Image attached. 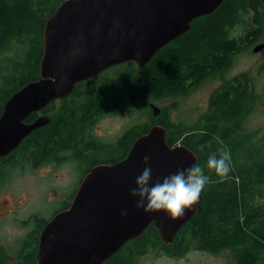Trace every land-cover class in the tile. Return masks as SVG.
Wrapping results in <instances>:
<instances>
[{
	"label": "trees",
	"instance_id": "obj_1",
	"mask_svg": "<svg viewBox=\"0 0 264 264\" xmlns=\"http://www.w3.org/2000/svg\"><path fill=\"white\" fill-rule=\"evenodd\" d=\"M62 1L0 0V115L11 94L39 78L44 23ZM246 14L250 15L243 19V31L231 36L232 28L242 22L239 16ZM263 19L264 0H223L211 14L194 19L186 33L159 49L143 67L138 66L135 75L112 76L113 88L106 92L112 93L113 98L107 100L104 96V107L111 110L125 97L133 102L186 95L203 79L226 71L237 53L250 48L263 32ZM132 63L137 64L126 62L123 68L132 69ZM260 68L264 69V62ZM106 79L109 78L102 77L101 82L106 84ZM92 82L83 89L75 85L73 90L74 96L84 93L87 108L97 103V99L88 97L94 92ZM258 96L253 75L244 71L223 79L210 94L205 116L192 126L172 122L168 109L156 119L150 117L151 124L165 128L169 145L180 143L196 154V164L205 166L208 155L218 148L226 146L230 151L232 171L221 180L205 167L210 182L201 193L202 201L175 236L190 240L179 244L182 248L191 244L212 254L226 250L231 264H264V130L246 131L243 125ZM83 105L56 107L50 102L46 106L53 111L50 121L23 139L24 152L32 159L44 160L56 147L65 126L75 125V116L81 115V123H88L92 113ZM149 127V123L143 130L131 126L129 133L141 135ZM128 262L136 264V259L122 255L111 264ZM0 264H8L3 247Z\"/></svg>",
	"mask_w": 264,
	"mask_h": 264
},
{
	"label": "water",
	"instance_id": "obj_2",
	"mask_svg": "<svg viewBox=\"0 0 264 264\" xmlns=\"http://www.w3.org/2000/svg\"><path fill=\"white\" fill-rule=\"evenodd\" d=\"M223 0H63L43 27L39 78L11 94L0 115V157L16 149L25 137L48 123L47 116L27 122L34 112L70 94L77 82L126 62L139 67L186 33L191 22L211 14ZM263 43L252 52H259ZM153 116L160 109L150 104ZM148 156L152 181L190 167L196 154L187 146L166 142V130L154 124L113 164L93 167L81 181L69 207L42 228L37 264H103L127 240L151 223L170 243L197 210L199 200L179 218L165 211L137 209L130 195ZM127 215L122 216L121 212Z\"/></svg>",
	"mask_w": 264,
	"mask_h": 264
},
{
	"label": "flooded vegetation",
	"instance_id": "obj_3",
	"mask_svg": "<svg viewBox=\"0 0 264 264\" xmlns=\"http://www.w3.org/2000/svg\"><path fill=\"white\" fill-rule=\"evenodd\" d=\"M123 64L124 63L119 65ZM119 65L109 67L87 80L74 84L73 90L75 85L83 89L86 83L93 81L91 85L93 86L92 89L94 92L89 94L88 97L89 100L91 98L97 99V103L94 107H89L90 109L87 108L88 100L86 101L84 93H82L81 96H74L73 90L70 94L51 101L54 103V106L57 107V100L61 99V101H64L65 98H69L70 101H73L74 98H77L76 102H71V104L69 102H63L58 105V107L66 105L72 108L84 104L86 105L85 108H87V111L91 112L92 115L87 119V124L86 122L81 123V115L78 114L75 116V125L65 126L61 131L59 140L55 142V144H57L56 147L49 151V155L44 160L38 161L36 158L32 159L27 152H24V147H21L22 142L8 155L0 157V183H4L6 180L10 181L9 178L12 175L14 176V174H16L17 176L21 171L23 172L26 169L33 174L38 173L41 175L43 182L39 189L36 188L33 191L38 194L41 203L36 205L34 203L36 199H32V194L29 195V204L24 200L10 207V211H2L0 214V217L7 216V218L21 230L14 247L7 250L6 242L4 246L0 245V247H3L6 251L8 263H10L11 260L13 261L12 264H18L19 262L20 264H25V262H29L28 260H30L32 264H37L36 250L40 232L44 225L54 215L69 207L78 191L81 181L93 167L100 164H113L126 156L131 143L140 135L135 136L136 132H131L130 134L129 130L131 126H138V130L146 128L147 123L145 120L138 123L136 122V124L130 126L127 117L126 126L122 127L114 134L107 136L104 135L96 125L99 120L125 107L126 104V108L130 110L129 104L131 105L132 101H130L128 97L122 99L121 102L111 110H107L102 103L104 96L107 97V100L113 98L112 93L106 92L108 89L113 88L114 80L112 76L107 74V71ZM103 75L109 78L106 79V84L101 82L102 77H104ZM140 101L141 99L133 101V106L140 103ZM48 104L50 105V102ZM52 114L53 111L45 107L42 110L34 112L29 118L33 117V120L39 116H47L49 122ZM148 123L150 127L154 125L151 124V121ZM70 128L72 131H70ZM96 129H98L99 133ZM31 143L33 145V142ZM52 146H54V144H52ZM55 174H58V176ZM59 177L61 178L60 181ZM66 187H68V191H65ZM58 188L62 190L63 196L61 198H58ZM50 200H56V203L54 205L52 204L50 208V214H41L42 212L40 209H44V206L51 202ZM28 207L34 210L29 213L28 216L27 213L21 214V212L25 211ZM38 210L40 213H38ZM189 241V239H179V237L176 238V236H174L170 243H166L161 238L157 228L151 223L141 235L127 240L110 258L104 261L103 264H111V262L122 255L129 256V258L134 257L136 259V264H141L142 258L149 252H153L151 257L154 256L156 260L165 256L176 262L187 259L188 255L193 252L205 254V250L194 248L191 244L185 248L179 246V244L189 243ZM217 255L218 254L214 256ZM128 263L132 264V262Z\"/></svg>",
	"mask_w": 264,
	"mask_h": 264
},
{
	"label": "rangeland",
	"instance_id": "obj_4",
	"mask_svg": "<svg viewBox=\"0 0 264 264\" xmlns=\"http://www.w3.org/2000/svg\"><path fill=\"white\" fill-rule=\"evenodd\" d=\"M250 14L239 16V20L236 26L232 28L230 32L231 36H237L243 31L242 26L243 19H249ZM262 34L253 44H251L246 49L245 52L237 53L233 59L231 66L222 72L215 73L204 79L198 86L191 89L186 95L178 94L169 96L166 95L162 98H147L141 100L140 103H137L133 106L129 104L127 109V104L125 107L120 108L118 111H115L113 114L106 116L105 118L97 122V127L104 133V135L110 136L116 131L120 130L122 127L127 124V117L129 120L130 126L145 120L146 123L150 122L151 118L156 119L157 116H153L151 113L150 104L157 106L161 111L168 109L170 120L173 122H183L188 126H192L194 123L199 121L202 117L205 116L207 112L208 100L212 91L217 88L222 82L223 79L231 78L232 76L240 72H250L253 75V80L255 81L256 89L259 91L260 98H257L254 109H252L245 117L243 125L248 129L246 131H253L257 129L264 130V69H261V65L264 62V19L262 22ZM263 43V47L259 52H252V47L256 44ZM124 65H119L111 68L107 71V74L110 76H128V74L135 75L139 68L137 64H131L132 69L126 70L123 68ZM58 99V98H57ZM77 98H74L73 101H70L69 98H65L64 101L57 100V106L63 102H76ZM72 100V98H71ZM175 105V106H174ZM182 129V128H181ZM99 133L98 129H96ZM41 172V171H40ZM63 173V171L61 170ZM58 176V174H55ZM5 178V177H4ZM9 178V177H8ZM7 178V179H8ZM10 181L6 180L4 183H0V214L5 211H10V207L21 203L26 200H30L29 195H32V199H36L34 202L36 205L41 203L39 201V196L36 192H33L36 188L39 189L43 184L41 175L38 173L33 174L29 170L21 171L17 176L14 174L9 178ZM61 178L59 177V181ZM68 191V187L66 190ZM58 198L63 196L62 190L58 188L57 190ZM31 199V200H32ZM48 204L44 206V209L41 210V214H50V208L52 204L56 203V200H50ZM29 204V202H28ZM25 210V209H24ZM34 209L28 207L21 214L31 213ZM38 213L39 210H38ZM7 215V214H6ZM21 230L18 226L13 224L7 216L0 217V245L4 246L6 242V249L9 250L15 246L16 240L20 235ZM153 253V252H152ZM152 253H148L141 260V264H231V257L229 256L228 251L224 250L216 254L209 253L205 251V254L193 252L188 255L187 259L176 262L172 261L169 258L163 256L159 260L154 259V256L151 257ZM13 261L10 260L12 264Z\"/></svg>",
	"mask_w": 264,
	"mask_h": 264
},
{
	"label": "clouds",
	"instance_id": "obj_5",
	"mask_svg": "<svg viewBox=\"0 0 264 264\" xmlns=\"http://www.w3.org/2000/svg\"><path fill=\"white\" fill-rule=\"evenodd\" d=\"M149 159L148 156L142 158L145 167L135 178L136 187L130 189V195L139 198L135 202L137 209L145 212L162 210L172 219L183 216L199 200L202 191L210 182V176L205 174V167L210 172L214 171L221 180L227 178L232 171L231 153L226 146L210 153L205 166L197 163L178 169L155 182H151L152 168ZM121 215H127V212L122 211Z\"/></svg>",
	"mask_w": 264,
	"mask_h": 264
}]
</instances>
